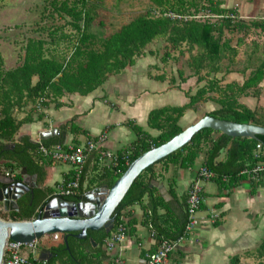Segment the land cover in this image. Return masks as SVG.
<instances>
[{
  "label": "trees",
  "instance_id": "16d2710c",
  "mask_svg": "<svg viewBox=\"0 0 264 264\" xmlns=\"http://www.w3.org/2000/svg\"><path fill=\"white\" fill-rule=\"evenodd\" d=\"M120 1V0H118ZM160 14L148 11L124 24L119 30L105 36H97L91 30L95 21L94 5L92 0H62L55 9L61 15L70 18L68 24L76 35L72 52L68 57L58 55L56 52L48 54L46 41L30 38L25 46L24 60L16 68L5 70L3 57L0 53V167L3 166L15 181L22 180V170L26 169L29 175H35L38 186L32 192L25 193L18 199V211H4L2 216L9 220H31L36 217V210L47 196L54 197V188L43 187L47 175V167L51 164L40 152V143L33 141L30 136H17L25 123L33 120L34 107L37 104L43 108L52 102H58L65 94L78 93L87 95L102 86L111 75L121 73L126 67L134 65L136 59L145 54L148 47L158 39L166 41V55L161 58L163 63L173 51L183 53L186 48L189 54V67L197 76L198 82L206 81V85L199 88L192 95L187 93L189 102L182 106H165L149 113L148 122L153 128L160 130L159 135L152 136L134 122L128 124L137 133L138 138L128 149L118 153V165L114 168L99 169L96 158L91 154L84 162L79 191L76 195L63 196L69 201L78 199L94 187L106 186L111 188L115 181L126 171L141 154L153 147L160 146L183 129L178 124L180 118L188 109L196 108L198 102L204 100L209 92H218L220 108L206 115L222 120L237 123H249L264 127V107L257 106L251 109L238 101L241 95L258 97L261 93L260 83L264 79V50L263 57L257 66L253 67L249 77L242 85L229 83L220 87L216 75L223 72V61L229 59V66L236 62L239 44L232 45L226 31L246 30L254 26L264 32V20L247 22H234L229 13L238 12L226 6V0H150ZM200 2V5L197 2ZM194 8L192 11L191 9ZM195 16L203 13L222 15L219 21L209 18L188 20L171 19L164 15L169 11ZM99 25H103L100 21ZM258 44L255 43L253 51ZM264 47V46H263ZM177 59L174 57L173 60ZM246 67L245 70H247ZM182 75V72L180 73ZM37 77L34 83L33 78ZM30 106L25 116L18 118L17 114ZM42 114H39L41 117ZM70 126V132H82L83 129L74 124V119L60 127L59 135L41 143L47 147L55 144H64ZM215 130L204 128L192 140L172 152L157 163L171 162L181 167H190L194 164L203 146H208L205 165L219 176L214 179L221 188H232L246 175L239 174L246 166L256 162L254 150L258 143L264 148V136L256 138L231 137ZM227 149L224 161H217L223 150ZM264 160V157H263ZM98 169V172H96ZM94 172V173H93ZM90 173L92 177H90ZM223 175L229 176L227 181L222 180ZM157 176L154 165L146 168L132 183L122 201L114 211L113 228L107 232L104 228L88 230L87 237L78 239L69 236L65 242L52 249V257L39 264H103L108 255L103 245L117 226L124 222L125 212L135 203H142L144 197L148 200L143 205L145 224H150L156 231L159 241L167 239L177 241L185 235V228L189 222L186 200L179 202L176 198L165 201L150 187V182ZM68 176L66 175L64 181ZM3 184L0 183V187ZM204 204V203H203ZM202 204L201 208L204 207ZM158 208L166 210V217L170 218V227H164L158 214ZM169 221V220H166ZM131 219L127 224L129 232L133 231ZM217 225V222H215ZM172 230V231H171ZM171 231V233H170ZM60 244V243H59ZM178 249V248H177ZM259 264H264V237L257 248L246 253ZM241 255L231 258V264H245Z\"/></svg>",
  "mask_w": 264,
  "mask_h": 264
},
{
  "label": "crops",
  "instance_id": "0c3cea01",
  "mask_svg": "<svg viewBox=\"0 0 264 264\" xmlns=\"http://www.w3.org/2000/svg\"><path fill=\"white\" fill-rule=\"evenodd\" d=\"M239 14L247 17L242 11ZM147 50L136 59L134 65L126 67L121 73L111 75L102 86L90 94L67 93L58 100L61 103L59 106H56L57 102H52L46 108L37 104L34 107L33 120L22 125L17 136L28 135L33 141L41 142L59 135L60 127L74 119V124L85 133H72L69 126L64 144H82L106 132L107 139L103 147L118 154L128 149L138 138L129 122L141 126L152 136L159 135L160 130L149 125V113L157 108L182 106L188 103L187 93L194 95L207 82H198L193 71L188 75H183L182 71H178V75L166 73L168 62L162 63L161 66L156 63L157 57ZM145 55H148L149 62L139 66L137 64L139 58ZM223 69V72L215 76L222 88L229 83L242 85L253 68L248 67L245 70L246 67L243 69L231 67L227 72L225 67ZM36 81L37 77H34L33 82ZM260 88L261 93L258 97L241 95L238 101L251 109L257 106L264 107V79L260 83ZM219 96L218 92H209L204 100L198 102L196 108L188 109L180 118L178 122L180 127L185 129L183 123L186 119L192 125L206 116L207 112L219 109L220 103L217 101ZM29 108L30 106H27L20 111L17 114L18 118L25 116ZM39 114L42 116L39 117ZM54 129H58V134L41 137ZM218 132L220 131L215 130L214 138L218 136ZM207 151L208 146H203L190 167H181L171 162H156L153 165L157 176L151 180L150 187L155 188L167 202L174 198L183 202L197 171L205 165ZM261 152L263 158L264 148ZM257 153L256 148L254 158ZM93 155L99 169L110 168L100 162L97 153ZM226 156L227 149L221 152L217 161H224ZM71 168V165L66 163L51 162L47 167L43 187L54 188L56 191L65 176L69 175ZM89 176L92 177V174L90 173ZM202 184L204 207L197 213V222L193 229L180 239L178 249L169 256L166 264H231V258L235 255H241L243 263L252 262L253 258L246 253L254 251L264 237V176L257 181L246 177L232 188H221L214 180ZM48 197L51 196L45 199ZM45 199L38 206L36 215L43 207ZM147 200L148 197L145 196L142 203H135L125 211L130 212L123 217L126 225L134 219L133 231L129 232L128 227L126 238L112 251H108L104 243L103 248L108 258L103 264H112V259L117 256L123 259L124 264H145L147 254L157 248L158 240L151 234V225L145 224L144 221L143 205ZM158 214L164 216L166 210L158 208ZM161 223L164 227H170L171 220L164 216ZM63 242V240L59 241L58 237L54 239L51 235H47L37 239L35 253L27 252V254L35 257L39 263L45 262L52 257L55 244L59 246ZM55 264L61 263L58 261Z\"/></svg>",
  "mask_w": 264,
  "mask_h": 264
},
{
  "label": "rangeland",
  "instance_id": "374dc122",
  "mask_svg": "<svg viewBox=\"0 0 264 264\" xmlns=\"http://www.w3.org/2000/svg\"><path fill=\"white\" fill-rule=\"evenodd\" d=\"M62 0H0V53L3 57L4 69H13L22 64L25 55V46L30 38L43 39L46 41V49L58 53L63 57H68L74 43L76 35L72 27L68 24L69 17L61 15L56 11ZM95 13V21L91 30L97 36H105L120 29L124 24L139 15L153 11L158 15L159 9L155 8L150 0H92ZM200 5V2H197ZM227 7L234 8L238 13L242 11L247 15V23L259 21L264 17V0H227ZM194 8L191 9V11ZM171 11V10H170ZM173 11V10H172ZM102 21L103 25L98 23ZM226 37L232 41V45L239 44L236 62L231 65L233 69L253 68L258 65L263 57L264 32L254 26L247 27L246 30L226 31ZM255 43L258 44L256 51H253ZM164 39H158L151 44L147 51L152 52L157 57L156 63L162 66L161 58L166 55L167 47ZM183 53L173 51L167 59L166 73L178 75L182 71L183 75L192 72L189 67V54L186 48ZM174 57L177 59L173 60ZM148 55L138 60V65H145ZM230 60L223 61V67L229 66ZM178 101V100H177ZM186 119L183 128L190 125ZM6 170L0 167V175H5ZM4 212V211H3ZM0 212V217L5 219ZM9 220V219H5ZM245 264H259L257 260H252Z\"/></svg>",
  "mask_w": 264,
  "mask_h": 264
},
{
  "label": "water",
  "instance_id": "95a60500",
  "mask_svg": "<svg viewBox=\"0 0 264 264\" xmlns=\"http://www.w3.org/2000/svg\"><path fill=\"white\" fill-rule=\"evenodd\" d=\"M204 128L220 131L231 137L264 136L263 126L206 115L166 143L137 157L111 188L94 187L83 193L78 201L48 197L36 217L31 220H5L0 217V264L3 262L5 245L9 239L29 242L51 235L54 239L58 237L59 241L63 240L67 245L69 236L84 239L88 230L104 228L110 232L113 228L112 215L135 179L149 166L188 144ZM58 132V129H54L41 137L53 136ZM0 183L3 184L0 187V201L5 211H18V199L25 193H33V189L38 186L36 176L29 175L25 168L22 170L21 181H15L12 176L5 174L0 175Z\"/></svg>",
  "mask_w": 264,
  "mask_h": 264
},
{
  "label": "built area",
  "instance_id": "2783aa9c",
  "mask_svg": "<svg viewBox=\"0 0 264 264\" xmlns=\"http://www.w3.org/2000/svg\"><path fill=\"white\" fill-rule=\"evenodd\" d=\"M160 14L159 11H157ZM164 15L171 19L188 20L191 18L205 19L209 18L212 21H219L223 18L222 15H211L210 13H203L195 16H188L185 14H178L173 11L164 13ZM234 22H247V17L235 13L226 15ZM264 20V17L262 18ZM260 30V29H259ZM107 133H101L98 137L87 140L82 144L66 143L55 144L47 147L40 143V152L43 157L52 163H66L71 165V171L66 181H63L56 188L54 197H63L69 195H76L79 191L80 177L85 160L93 153H97L100 162L114 168L118 165V154L103 147ZM258 153L255 155L256 162L253 165L246 166L239 174H244L253 181L259 180L264 176V160L262 143L257 144ZM7 176H11L6 172ZM219 175L209 169L206 165H202L197 171L196 177L190 184L187 195L186 205L189 214V222L185 228V235L189 234L197 222V213L200 211L204 203L203 184L202 182L214 180ZM229 176L223 175L222 180L227 181ZM3 203L0 201V212H3ZM151 228L152 236H156V231ZM128 227L125 222H121L111 236L106 239L105 246L108 251H112L115 247L120 245L127 235ZM184 235V236H185ZM183 236V237H184ZM181 239V238H180ZM179 240L169 241L162 239L157 243V248L149 252L146 257L145 264H166L169 256L179 247ZM37 240L22 242L9 239L6 242L4 249V259L2 264H39L35 257H31L27 252L32 254L36 252ZM112 264H124L121 257L117 256L112 259Z\"/></svg>",
  "mask_w": 264,
  "mask_h": 264
}]
</instances>
